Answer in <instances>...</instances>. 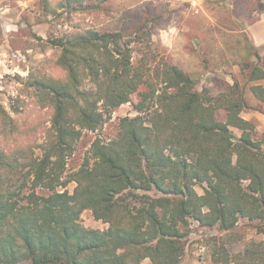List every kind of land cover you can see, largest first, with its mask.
Masks as SVG:
<instances>
[{
  "label": "trees",
  "instance_id": "obj_1",
  "mask_svg": "<svg viewBox=\"0 0 264 264\" xmlns=\"http://www.w3.org/2000/svg\"><path fill=\"white\" fill-rule=\"evenodd\" d=\"M102 3L57 0L55 11ZM48 42L58 72L32 70L26 85L49 124L12 115L18 97L0 105V264H180L193 225L214 231L209 264H264V146L241 115L246 84L264 79L259 49L240 63L245 83L233 77L213 94L160 55L144 24ZM250 90L264 103V85ZM134 94L136 114L113 137L98 134L90 157L67 171L84 131L102 130ZM85 210L108 226L86 227ZM241 220L263 238L238 232Z\"/></svg>",
  "mask_w": 264,
  "mask_h": 264
},
{
  "label": "rangeland",
  "instance_id": "obj_2",
  "mask_svg": "<svg viewBox=\"0 0 264 264\" xmlns=\"http://www.w3.org/2000/svg\"><path fill=\"white\" fill-rule=\"evenodd\" d=\"M56 5L57 0H0V105L11 109V104L20 98L21 112L12 115L21 122L49 124L50 109L36 104L26 79L35 69L58 72L48 41L77 29H123L130 34L144 24L160 55L189 72L199 86H208L213 94H218L226 83H233V77L245 83L240 63L245 59L258 60L255 47L264 57V41L257 45L253 39V29L264 14V0H105L100 9L71 13L55 11ZM133 46L138 49L143 44L136 42ZM139 55L136 52L134 59ZM260 64L264 66V58ZM251 84L264 85V79L246 84L250 107L242 110L241 115L254 123L264 146V103L254 96ZM137 101L138 95L134 94L132 101L112 110L102 130H85L68 159L67 171L90 157V143L98 134L105 139L113 137L121 118L136 114L133 103ZM234 131L240 134L238 129ZM75 185L70 183L69 190ZM198 190L202 192L201 187ZM81 222L90 228L108 226L96 219L91 210L82 213ZM253 224L241 220L237 230L247 239L263 238ZM213 232L193 225L180 264H209Z\"/></svg>",
  "mask_w": 264,
  "mask_h": 264
},
{
  "label": "crops",
  "instance_id": "obj_3",
  "mask_svg": "<svg viewBox=\"0 0 264 264\" xmlns=\"http://www.w3.org/2000/svg\"><path fill=\"white\" fill-rule=\"evenodd\" d=\"M260 31L262 32L261 34H259ZM253 32V39L257 45L264 41V14L257 20L256 28L253 29Z\"/></svg>",
  "mask_w": 264,
  "mask_h": 264
}]
</instances>
